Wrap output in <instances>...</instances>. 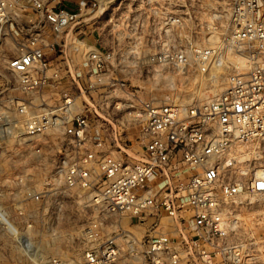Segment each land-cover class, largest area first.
<instances>
[{
  "label": "built area",
  "instance_id": "1",
  "mask_svg": "<svg viewBox=\"0 0 264 264\" xmlns=\"http://www.w3.org/2000/svg\"><path fill=\"white\" fill-rule=\"evenodd\" d=\"M190 63L228 87L139 96ZM261 223L264 0H0L4 264H264Z\"/></svg>",
  "mask_w": 264,
  "mask_h": 264
},
{
  "label": "rangeland",
  "instance_id": "2",
  "mask_svg": "<svg viewBox=\"0 0 264 264\" xmlns=\"http://www.w3.org/2000/svg\"><path fill=\"white\" fill-rule=\"evenodd\" d=\"M70 1H75V0H70ZM249 69L248 63L245 65V67L240 70L241 72L247 71ZM165 75L168 76V79H162L158 75H154L153 78L150 79L151 81V87L143 90H139L138 94L141 98L143 99H157L161 98L164 94L168 92H176L180 98L186 102V103H195L197 105H202L209 101L211 98L214 96L220 94L225 88L228 87V82H226L225 78H219L218 83L215 85L209 86L207 82H204L202 84L198 83H193L194 78L199 77V72L196 73V65L195 63H190L188 64V71L182 74V79L185 80L187 86L184 87H174L170 84V79L173 76V80H176L177 74L173 72L171 69H165ZM228 72V70H227ZM198 74V75H196ZM220 81V83H219ZM99 96V95H98ZM113 94H108V93H103L102 98H103V105L102 108L105 110L108 105L109 101L111 100L110 97H112ZM109 102V103H108ZM134 107L139 106L138 100H135L133 102ZM138 128H139V123L137 122L135 127L132 129L128 130V135L131 138L133 142L137 140L138 136ZM134 148L137 150L138 145H134ZM250 214H244L243 220L246 222V225H250ZM264 230V224L261 223L254 228V233L256 235H260L262 231ZM261 249H264V243L261 242ZM2 250H0V264H4L5 260L3 259V256L1 254Z\"/></svg>",
  "mask_w": 264,
  "mask_h": 264
}]
</instances>
